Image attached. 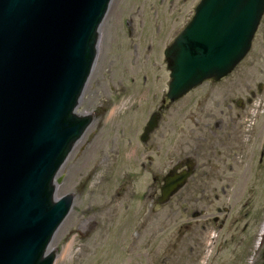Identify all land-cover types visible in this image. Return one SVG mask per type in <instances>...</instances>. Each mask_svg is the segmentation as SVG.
<instances>
[{
    "label": "rangeland",
    "instance_id": "obj_1",
    "mask_svg": "<svg viewBox=\"0 0 264 264\" xmlns=\"http://www.w3.org/2000/svg\"><path fill=\"white\" fill-rule=\"evenodd\" d=\"M200 1L113 0L100 31L98 61L81 100V113L95 115L94 121L63 166L57 188V198L72 193L74 205L51 244L55 264H264V16L247 57L229 76L210 85L232 102L233 125L224 126L227 135L215 141L214 151H200L199 161L210 171L214 157L232 144L228 151L237 158L229 163L232 183L218 187L219 202H213V187L191 184L192 179L165 204L158 202L159 189L148 193L154 179L159 183L178 160L196 162L195 141L206 137L194 124L199 120L198 100L208 93L209 84L171 109V114L185 117L179 141L164 139L163 129L149 148L139 141L147 117L168 90L164 52ZM152 41L158 45L147 51ZM146 69L152 75L142 90ZM253 95L256 103L250 106ZM238 102L247 104L245 110ZM196 172V181L208 178Z\"/></svg>",
    "mask_w": 264,
    "mask_h": 264
},
{
    "label": "water",
    "instance_id": "obj_2",
    "mask_svg": "<svg viewBox=\"0 0 264 264\" xmlns=\"http://www.w3.org/2000/svg\"><path fill=\"white\" fill-rule=\"evenodd\" d=\"M112 2L0 0V264L55 263L74 196L56 197L59 175L92 123L78 108ZM263 15L264 0H202L165 53L168 98L232 73ZM191 175L168 178L161 203Z\"/></svg>",
    "mask_w": 264,
    "mask_h": 264
},
{
    "label": "flooded vegetation",
    "instance_id": "obj_3",
    "mask_svg": "<svg viewBox=\"0 0 264 264\" xmlns=\"http://www.w3.org/2000/svg\"><path fill=\"white\" fill-rule=\"evenodd\" d=\"M183 1H187V0H183ZM173 2L174 1H172V4H173ZM100 43H101V40H100ZM100 43H99V48H100ZM157 45H158V42L155 43L154 41H152L151 46L146 47V50L147 49H148L147 51L155 50ZM135 48L136 47H134V49ZM98 57H99V53H98ZM97 61H98V58H97ZM150 71H151L150 69H146L145 74H143V76H144L143 81L141 84H139L143 88L142 90L145 89V85H147L149 77H151V75H152V74H149ZM169 77H170V75L168 74V87H169V81H170ZM156 79L158 80V76ZM212 83H216V81H214V80L207 81L204 84H202L200 87L197 88V89H201L203 86L209 84L208 93L203 95L204 96L203 100H198V104L200 106L199 111H198L199 120H198V123L194 124V126L198 129V133L200 135L206 136L204 138L200 137V141H195L196 142L195 151L197 153V159L195 162L196 165L194 166V173H195V168H196V171H197L196 175H204L208 178L205 179L203 176H201V178L197 179V181H196V179H194L195 177L191 178L192 179L191 184L198 182L197 183L198 186H209V187L211 186V187H213V189H214L213 193L215 194L218 190V187L228 188L229 184L232 183L229 175L234 172V168H233V165H229V163L235 162V159H237V158H235V159L231 158L232 155H231V153H229L228 150H230L233 145L230 144L229 147L227 148V151L224 154H222L220 152V153H218V155L220 156L219 158H217L218 155L214 157L215 163H214V165L211 164L210 171H207L206 168L202 169V167L200 165V161H199L200 160V151L201 152H204L205 150L206 151H214V147H216V146H214V145H216L215 141L217 143L221 142L222 137L224 135H227V134H225L227 132V129H225L224 126H226L228 128L229 124L233 125V121H232L233 106L231 105L232 102L231 101L227 102L228 98L224 93L216 95L214 93V90L210 88L211 87L210 85ZM140 92H142V91H140ZM182 99H180L176 102H170L169 99L167 98V92L162 95L161 100H160V104H158V106L154 109V111L149 114V116L147 117L148 119L146 118L147 121L140 131L139 141L144 146L148 147L150 142L152 141V138L157 133H159V131L161 129H163V131H164V133H163L164 139H169V140L176 139L178 141L180 140L182 133H183V129H184L183 124H184L185 117L182 115H179V114L177 115L176 113L171 114L170 111ZM241 103L242 102H238L236 106L240 107V109L242 107L241 110H245L247 104L246 103L241 104ZM176 111L178 113V110H176ZM153 115H155V116H153ZM239 117H242V116L239 115ZM151 121L154 123V128L151 131H149V129H147V128H148V125ZM211 123H214V130L212 131L210 129L209 130L210 132H209V131H207V129H209ZM244 126H245V124H244ZM208 135H211V138H207ZM227 139H228V141H230L229 135H228ZM241 141H243V140H241ZM210 143H211V145H210ZM189 161H190V159H189ZM212 161H213V158L211 157V159H209V162L212 163ZM182 162H180L178 160L176 162L175 166H173L169 170H166L164 176L162 175L161 181L159 183L157 182V178H155L154 181L156 183H155V185L152 184V187L150 189H148V193L152 192L153 188L155 189L154 192H156V189H159L160 193H162V189H163L166 178L174 177V176L182 173L184 170H188L187 166H186L188 164V161L183 162V163ZM151 165H152V163H150V166ZM226 165H229V168H228L229 172H226V174H225L224 167ZM142 167L146 168L147 166L142 165ZM200 173H202V174H200ZM189 185L187 184L184 188L179 190L176 193V195L183 193ZM148 196L150 198L153 197L152 195L151 196L148 195ZM160 200H161V196H158V202H160ZM207 200L208 201L210 200L209 197L207 198ZM219 201H220V197L216 193L214 195L213 202H219ZM217 211L221 212V209H217ZM204 214L206 215L205 211H204V213H202L203 217H205Z\"/></svg>",
    "mask_w": 264,
    "mask_h": 264
},
{
    "label": "bare ground",
    "instance_id": "obj_4",
    "mask_svg": "<svg viewBox=\"0 0 264 264\" xmlns=\"http://www.w3.org/2000/svg\"><path fill=\"white\" fill-rule=\"evenodd\" d=\"M79 108H80V106H79ZM78 108V109H79ZM263 232H264V226H263V229H262V231H261V235H263ZM70 249H67V250H65V254H63V256H62V258L61 259H64L65 258V255L67 254V252L69 251ZM52 252V249L50 248L49 249V253H51Z\"/></svg>",
    "mask_w": 264,
    "mask_h": 264
}]
</instances>
